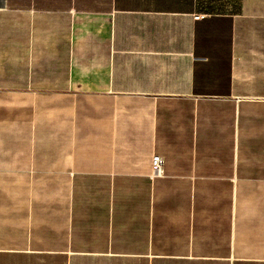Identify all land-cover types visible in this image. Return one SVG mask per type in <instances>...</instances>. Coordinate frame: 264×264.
Segmentation results:
<instances>
[{
  "label": "crops",
  "instance_id": "1",
  "mask_svg": "<svg viewBox=\"0 0 264 264\" xmlns=\"http://www.w3.org/2000/svg\"><path fill=\"white\" fill-rule=\"evenodd\" d=\"M221 3L0 0V264H264V0Z\"/></svg>",
  "mask_w": 264,
  "mask_h": 264
},
{
  "label": "rangeland",
  "instance_id": "2",
  "mask_svg": "<svg viewBox=\"0 0 264 264\" xmlns=\"http://www.w3.org/2000/svg\"><path fill=\"white\" fill-rule=\"evenodd\" d=\"M199 4L200 10L204 13H217L222 11L230 10V5L222 4V0H197ZM217 1V2H216ZM229 2H232V0H229Z\"/></svg>",
  "mask_w": 264,
  "mask_h": 264
},
{
  "label": "built area",
  "instance_id": "3",
  "mask_svg": "<svg viewBox=\"0 0 264 264\" xmlns=\"http://www.w3.org/2000/svg\"><path fill=\"white\" fill-rule=\"evenodd\" d=\"M205 13H199L194 16V19L205 17ZM164 159L161 156H152L151 158V177H162L164 173Z\"/></svg>",
  "mask_w": 264,
  "mask_h": 264
}]
</instances>
